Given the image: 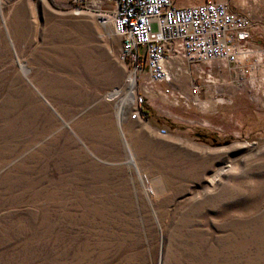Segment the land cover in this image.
Segmentation results:
<instances>
[{"label":"rangeland","instance_id":"obj_1","mask_svg":"<svg viewBox=\"0 0 264 264\" xmlns=\"http://www.w3.org/2000/svg\"><path fill=\"white\" fill-rule=\"evenodd\" d=\"M227 1L264 45V0ZM120 53L93 12L0 0V264H264V84L214 60L197 105L132 119Z\"/></svg>","mask_w":264,"mask_h":264},{"label":"built area","instance_id":"obj_2","mask_svg":"<svg viewBox=\"0 0 264 264\" xmlns=\"http://www.w3.org/2000/svg\"><path fill=\"white\" fill-rule=\"evenodd\" d=\"M64 1L75 11L93 12L120 37L121 57L129 60L138 88L132 119L143 117L139 106L151 94L169 105H197L203 86L214 81L209 64L214 60L252 88L264 84V46L253 37L256 23L227 0Z\"/></svg>","mask_w":264,"mask_h":264},{"label":"bare ground","instance_id":"obj_3","mask_svg":"<svg viewBox=\"0 0 264 264\" xmlns=\"http://www.w3.org/2000/svg\"><path fill=\"white\" fill-rule=\"evenodd\" d=\"M257 42H259L257 39H255ZM260 73L263 75L264 74V71H260ZM130 76V75H129ZM129 86H130V89L131 88H133V86H134V81H133V76L131 75L130 77H129ZM118 93V90H116V91H114V92H111V93H109V94H107V96H109V97H113L115 94H117ZM129 95L130 94H128L126 97H128L129 98ZM120 122V121H119ZM126 149H127V152H128V154H129V149H128V147H127V145H126ZM129 159H131V158H129ZM223 171V170H222ZM221 173V171L220 170H218V171H216V173H215V175L210 179V183H214V181L216 180V177L219 175Z\"/></svg>","mask_w":264,"mask_h":264},{"label":"trees","instance_id":"obj_4","mask_svg":"<svg viewBox=\"0 0 264 264\" xmlns=\"http://www.w3.org/2000/svg\"><path fill=\"white\" fill-rule=\"evenodd\" d=\"M140 109L144 113L145 116L148 114V112L146 111V109L144 110L142 107H140Z\"/></svg>","mask_w":264,"mask_h":264},{"label":"crops","instance_id":"obj_5","mask_svg":"<svg viewBox=\"0 0 264 264\" xmlns=\"http://www.w3.org/2000/svg\"><path fill=\"white\" fill-rule=\"evenodd\" d=\"M196 2H201L203 0H195ZM258 40V39H257ZM259 41V40H258ZM260 42V41H259ZM261 43V42H260ZM262 46H264L262 43H261Z\"/></svg>","mask_w":264,"mask_h":264}]
</instances>
